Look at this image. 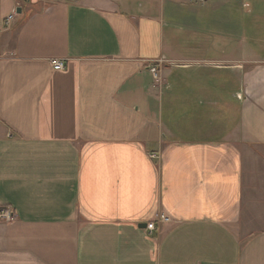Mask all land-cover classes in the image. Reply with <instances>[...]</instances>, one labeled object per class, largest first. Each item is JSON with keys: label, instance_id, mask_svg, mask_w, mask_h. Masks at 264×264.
I'll return each instance as SVG.
<instances>
[{"label": "crops", "instance_id": "0c3cea01", "mask_svg": "<svg viewBox=\"0 0 264 264\" xmlns=\"http://www.w3.org/2000/svg\"><path fill=\"white\" fill-rule=\"evenodd\" d=\"M225 1L0 0V264H264V55L190 16Z\"/></svg>", "mask_w": 264, "mask_h": 264}, {"label": "rangeland", "instance_id": "374dc122", "mask_svg": "<svg viewBox=\"0 0 264 264\" xmlns=\"http://www.w3.org/2000/svg\"><path fill=\"white\" fill-rule=\"evenodd\" d=\"M254 6V14L253 16H260L264 15V0H226L225 5L214 7L209 6V8L205 7L202 9H197L194 7V11L192 14H190L191 18L194 20L195 27L198 32H200L202 35V39L205 40H218L222 38H218V33L222 32L221 29L224 28V31L228 32L226 29H228L229 26L233 23V18H235V23H238V16L239 13L242 15V38L246 40L249 39V41H246L247 45L248 43L251 45V47L254 48L255 51H257L259 54L264 55V30H261L260 24L258 26H253L255 24V19L252 18V22H250L251 18L248 12V9L252 10ZM249 6V7H248ZM253 24V25H252ZM229 33V32H228ZM237 36V33H236ZM195 38H198L199 35H195ZM244 45V44H242ZM249 46V45H248ZM209 57H216V54L213 53V50L210 49ZM208 72H212V70H205ZM228 78V74H225ZM226 79L225 88L227 93L233 92V88L235 85V88L237 87V82L233 83L232 81ZM229 96V95H228ZM227 113V117H232V112ZM166 119V115H165Z\"/></svg>", "mask_w": 264, "mask_h": 264}, {"label": "built area", "instance_id": "2783aa9c", "mask_svg": "<svg viewBox=\"0 0 264 264\" xmlns=\"http://www.w3.org/2000/svg\"><path fill=\"white\" fill-rule=\"evenodd\" d=\"M12 18V15L8 16L7 19H6V22L8 23ZM51 64L53 66V69L55 71H60L63 69V64L61 61L59 60H53L51 61ZM152 75H153V78H155V80L157 79V73H156V70L153 68L152 70ZM13 219V214L12 212L9 210V209H1L0 210V220H3V221H11ZM168 220L167 217H165L164 215H159L158 217V220L157 221H160V222H166ZM147 230L151 231L154 229V224L153 223H149L146 227Z\"/></svg>", "mask_w": 264, "mask_h": 264}, {"label": "water", "instance_id": "95a60500", "mask_svg": "<svg viewBox=\"0 0 264 264\" xmlns=\"http://www.w3.org/2000/svg\"><path fill=\"white\" fill-rule=\"evenodd\" d=\"M20 11L17 10V13H19ZM144 226V225H143Z\"/></svg>", "mask_w": 264, "mask_h": 264}]
</instances>
